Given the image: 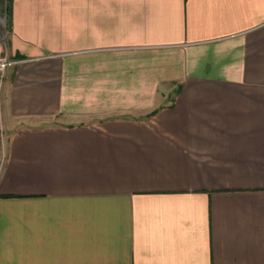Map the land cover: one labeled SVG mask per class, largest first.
I'll use <instances>...</instances> for the list:
<instances>
[{
    "label": "crops",
    "instance_id": "obj_1",
    "mask_svg": "<svg viewBox=\"0 0 264 264\" xmlns=\"http://www.w3.org/2000/svg\"><path fill=\"white\" fill-rule=\"evenodd\" d=\"M7 31L0 264H264V0H10Z\"/></svg>",
    "mask_w": 264,
    "mask_h": 264
},
{
    "label": "rangeland",
    "instance_id": "obj_2",
    "mask_svg": "<svg viewBox=\"0 0 264 264\" xmlns=\"http://www.w3.org/2000/svg\"><path fill=\"white\" fill-rule=\"evenodd\" d=\"M6 5H7V0H0V41H3V42H5L6 35L8 33L7 17H6V11H5ZM1 7H3V9Z\"/></svg>",
    "mask_w": 264,
    "mask_h": 264
},
{
    "label": "built area",
    "instance_id": "obj_3",
    "mask_svg": "<svg viewBox=\"0 0 264 264\" xmlns=\"http://www.w3.org/2000/svg\"><path fill=\"white\" fill-rule=\"evenodd\" d=\"M11 60L8 59V57L6 55L0 56V71H2L5 66L11 64Z\"/></svg>",
    "mask_w": 264,
    "mask_h": 264
},
{
    "label": "trees",
    "instance_id": "obj_4",
    "mask_svg": "<svg viewBox=\"0 0 264 264\" xmlns=\"http://www.w3.org/2000/svg\"><path fill=\"white\" fill-rule=\"evenodd\" d=\"M6 11V17H7V28H9V23H10V0H7V5L5 7Z\"/></svg>",
    "mask_w": 264,
    "mask_h": 264
}]
</instances>
